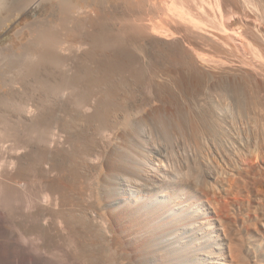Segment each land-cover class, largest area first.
<instances>
[{"label":"bare ground","instance_id":"obj_1","mask_svg":"<svg viewBox=\"0 0 264 264\" xmlns=\"http://www.w3.org/2000/svg\"><path fill=\"white\" fill-rule=\"evenodd\" d=\"M164 1L0 0V149L11 143L12 151L38 155L26 165L9 155L0 180V211L12 212L23 195L29 212L10 225L17 234L16 249L0 241L5 246L0 256L8 253L5 264H264V188L224 195L240 201L242 215L211 193L195 203L185 190L192 177L196 189L201 175L216 178L208 168L212 159L238 175L258 176L254 168H245L246 162L245 167L237 165L249 156L243 147L257 143L261 149L258 140L264 143V0L192 3L209 13L206 22L218 19L222 32L205 36L187 26L185 32L171 15L159 19L156 14L159 23L155 18L157 24L151 23L153 7L168 4ZM178 5L188 8L187 3ZM204 5L219 14L213 17L209 9L210 19ZM195 12L188 14L190 22L202 25L205 16ZM234 17L238 19L230 22ZM148 18L155 32L170 38L158 37L160 45L177 51L178 64L166 68L151 63L143 48L152 33ZM145 19L149 31L142 27ZM82 50H89L85 55L98 62L101 75L91 63L78 65ZM114 55L128 65H113ZM50 67L59 68L63 77L54 79L55 68ZM118 68L134 74L132 84H145L149 95L137 91L120 96V86L114 90L109 81ZM84 79L101 93L90 89L82 94L80 88L76 94ZM29 115L37 118V149L28 140L33 129ZM54 148L62 153L60 159ZM180 151L186 152L181 163L176 158ZM262 154L255 151L253 156L263 160ZM175 159L180 165L171 163Z\"/></svg>","mask_w":264,"mask_h":264},{"label":"rangeland","instance_id":"obj_2","mask_svg":"<svg viewBox=\"0 0 264 264\" xmlns=\"http://www.w3.org/2000/svg\"><path fill=\"white\" fill-rule=\"evenodd\" d=\"M166 2H168V4H165V6H164V3H162V2H160V4L159 5H157V6H160L159 8L158 7H153V10H154V13H153V15H155V17L154 16H152L153 17V20L154 21H152L151 22V20L152 19H150V18H148V19H150V21L149 20H147V19H145V22H142V27H145V26H143V24L145 25L146 24V22H148L147 24H149V26H147V24H146V26H147V28L148 27H150L149 29H151L152 28V26L153 25H150L151 23H153V24H157V23H155V19L157 20L159 17V19H165L166 17H169L170 15V18H172V19H174V21L176 20V22L177 23H179V25L180 24H182L181 26H184V27H182V28H184L185 29V27L187 26V29L189 30V31H191V32H199L198 34H201V32L203 33L202 35L203 36H205L206 34H204L205 32H212V34H214L216 31V33H218V32H222L221 30H220V26L218 25L219 23H218V19L215 21V19L213 18L214 16H215V13L217 12L218 13V11H216L215 13H214V11L213 10H211V8L209 7V8H207L208 6L207 5H204V7L206 8V12L208 13V12H210V14H211V11H213V17H211L212 16V14L210 15V19L211 18H213L214 20H212L211 19V21L210 22H206V21H208V20H205V19H207V15L209 14H207V15H205L203 12H201V10H199L198 8H196V9H194V7H196L195 5H197L196 3H198V1L199 0H196V2L195 1H192L191 2V0H178V1H182V2H178L177 3V0H176V3L175 2H173V1H175V0H170V1H172L171 3H170V1L169 0H165ZM164 1V2H165ZM188 1H190V2H188ZM165 2V3H166ZM195 2V3H194ZM200 2V1H199ZM170 3V4H169ZM174 3V4H173ZM183 4L184 5V3H187V7L188 8H184V7H186V5H184V6H179L178 4ZM194 5H193V4ZM201 3V2H200ZM162 5H163V7H162ZM171 5H173V6H171ZM176 5V7L174 8V6ZM191 5H193L192 7H191ZM199 5H201V4H199ZM172 8H171V7ZM168 7H170L171 8V10H169L170 8H168ZM179 7H182L183 8V10H185V12L180 8L179 9ZM156 9V11L158 10L159 11V13H157L156 11H155V9ZM167 8V9H166ZM164 9V10H163ZM172 9L174 10V11H172ZM189 10V12H188V10ZM190 9H191V11H190ZM211 10V11H208V10ZM176 10V11H175ZM192 10H194V11H192ZM195 10H199V11H196L197 13H200V15L201 14H203L205 17H203V21H202V25L201 24H199L198 26L196 25L195 26V24H192L191 22H190V17H191V15L193 14L192 12H195ZM160 11H162V13L160 14ZM163 11H165L164 13V16H163V18H161V16L163 15ZM172 11V12H171ZM180 11H182L181 13H180V15L184 12V14H183V16L181 15V17H180V15H178L179 14V12ZM168 12V13H167ZM169 12H171V13H169ZM194 13V14H197V13ZM178 13V14H177ZM190 13V17H189V14ZM192 13V14H191ZM156 14L158 15L159 14V16H157L158 18H156ZM176 14V15H175ZM185 14H186V16H185ZM219 14V13H218ZM203 15H201V16H203ZM182 19H179V17ZM200 16V17H201ZM174 17V18H173ZM186 17H188V19H186ZM237 17V16H236ZM155 18V19H154ZM183 18H185L184 19V21H188V22H184L183 21ZM202 18V17H201ZM205 18V19H204ZM159 19L156 21V22H158L159 23ZM178 19V20H177ZM195 19H197V20H199V18H197V16L195 17ZM233 20H230V22H232V21H234V19H238V18H232ZM205 20V21H204ZM183 21V22H182ZM212 21H214L215 22V24H213V23H211ZM151 22V23H150ZM180 22H182V23H180ZM204 22H206V23H209V24H211V25H215L214 27H216L215 29H217V25H218V29L217 30H214V29H212V28H214V27H212L211 25L209 26V24L207 25V27H206V23L204 24ZM188 25H187V24ZM191 27H190V26ZM192 25H194V26H192ZM205 27H204V26ZM201 26V28L200 29H202V30H199V28H197V27H200ZM203 26V27H202ZM146 27H145V29L146 30H148L149 31V29H147ZM195 28V29H194ZM197 28V29H196ZM205 28V29H204ZM144 29V28H143ZM144 29V31L143 32H146V30ZM187 29H185L184 31L186 32L187 31ZM212 29V30H211ZM256 29V28H255ZM152 30V31H151ZM150 30V32H152V33H155V35H157V32H158V35L155 37L154 36V34H152L151 33V35H153V36H151V35H149L150 33L149 32H147V33H145V35H149V37L148 36H146V40L149 42H147L146 40V42L147 43H144L143 41H141V42H143V48L146 50V52H148L147 54L148 55H151V59H152V61H151V63H153L154 64V62H155V64L156 63H159V65L161 66L162 65V67H169V65H170V67H171V65H175V64H178V54H176L177 53V51L176 50H173L172 51V49L170 50V49H167V47L168 46H163V45H165V44H163L162 43V45H160L161 43H159V38H161V36H162V40L163 41H167V40H169L170 38H167V39H165V36L166 35H162L161 33H159V30L157 29V32H155L156 31V29H155V31H154V29L152 28ZM193 30V31H192ZM195 30V31H194ZM218 30H220V31H218ZM257 30V29H256ZM255 30V32H257ZM188 32V31H187ZM224 32V31H223ZM227 32H234V31H227ZM84 33H87L88 35L90 34L89 32H84ZM94 32H92V34H93ZM229 34V37H232V38H234L235 40L238 38V37H236L234 34V37H233V35L231 36L230 34H232V33H228ZM228 34H225V35H227L228 36ZM91 35V34H90ZM150 36H151V38H152V40L150 39ZM155 39H154V38ZM159 37V38H158ZM167 37V36H166ZM212 37V36H211ZM157 39V40H156ZM162 40H160V42L162 41ZM150 41H151V43L153 42V41H155L154 43L156 44V46L154 47V45H153V43L151 44L150 43ZM236 41H238V39L236 40ZM139 43V45H141L142 43ZM156 42H158V44L156 43ZM144 44H148V46H146V45H144ZM151 44V45H150ZM153 45V46H152ZM158 45V46H157ZM142 46V45H141ZM164 47V49L162 48V47ZM147 47H148V49L150 48V49H154V51H152V50H148L147 49ZM169 48V47H168ZM89 49V48H88ZM155 49H157V50H155ZM158 49H159V52H158ZM166 49V50H165ZM85 50V49H84ZM84 50H82L81 52H80V55H82V57L79 55V61H78V59H76V61L78 62V65L80 64L81 66L83 65H85V66H90L89 64L91 63V68L92 69H96V71H98V73L101 75V70L100 69H97L98 68V62H96L94 59H92L90 56L88 57L89 59L91 58V60H84V58L86 57V59H88L87 58V55H90V52H89V50H88V52H87V50H86V52H84ZM176 51V52H175ZM149 52H151V53H149ZM154 52H156V53H154ZM167 52H169V54L167 53ZM175 52V53H174ZM153 53H154V55H153ZM161 53V54H160ZM85 54H87V55H85ZM158 54H160L159 56H158ZM172 56H171V55ZM174 54V55H173ZM84 55V56H83ZM155 55H157V56H155ZM163 55H165V56H163ZM168 55V56H167ZM115 56H117V55H114L113 57H112V60H111V62H112V64L115 62L116 64H117V66L120 68V67H122V65L124 66V61H126V64H125V66H127L128 65V61L127 60H125L124 58H122V57H119V56H117V57H115ZM175 56V57H174ZM81 57V58H80ZM162 57V58H161ZM83 58V59H82ZM113 58H116L115 60L116 61H114L113 60ZM172 58H174L173 60L174 61H172ZM84 60V64H83V61L82 60ZM118 59H119V61H118ZM121 59V60H120ZM160 61H159V60ZM169 59H171V62H170V60ZM94 60V61H93ZM156 60V61H155ZM86 61V62H85ZM89 61V62H88ZM91 61V62H90ZM118 61V62H117ZM162 61H164V64L166 63L168 66H166V64H165V66H164V64H163V62ZM178 61V62H177ZM81 62V63H80ZM120 62V63H119ZM121 62H123V63H121ZM136 62H137V64H136ZM135 63H134V65H139V61H136ZM168 62V63H167ZM174 62V63H173ZM177 62V63H176ZM95 65H94V64ZM99 63H101V62H99ZM114 63V64H115ZM173 63V64H172ZM113 64V65H114ZM115 64V65H116ZM119 64H120V66H119ZM122 64V65H121ZM50 68H52V67H50ZM53 68H55V69H53ZM52 69H53V71H52V69H50L53 73H51L52 74V77L54 78V79H58V77L59 78H61V77H63L62 76V74L60 73V69L59 68H57L56 69V67H53ZM118 68V69H119ZM124 69V68H123ZM100 70V71H99ZM58 71H59V73H58ZM116 71V72H115ZM115 71H113V73H112V77H110V79L111 80H109V81H114L113 83H111V82H109L108 84H113V85H111L110 87L112 88V89H114V88H116V86H117V88L119 89V90H121V91H119L117 88V90L116 89H114V90H116V91H118V93H119V95L120 96H126V94L128 95H130L131 93H136L137 91L138 92H141V93H144V94H147V95H149V93L148 92H150L149 90H148V88L146 89V87L144 88V86H145V84H143V83H140L141 84V86L139 85V83H136V82H134L135 84H132L133 83V79H135L136 80V78H135V76H131V75H134V74H129V73H127L128 71H125V69L124 70H121V69H119V70H115ZM122 73H121V72ZM124 71V72H123ZM118 72H120V73H118ZM126 72V73H125ZM55 73H56V75L57 76H55ZM58 73V74H57ZM97 73V72H96ZM117 73V74H116ZM70 74H72V75H70ZM73 74L74 75H76V71H75V73L74 72H70L69 74H68V77L70 76V79H72V78H74V76H73ZM99 74H97L96 75V77L97 76H100ZM113 75H115V76H113ZM118 75H120V76H118ZM61 76V77H60ZM73 76V77H72ZM124 77V78H123ZM95 78V77H94ZM84 81H86V79H84ZM125 81H127L126 82V84H125ZM94 82V81H93ZM88 83H90V84H88ZM118 83V84H117ZM122 85H121V84ZM84 84H86V85H88V86H86V85H84ZM93 83H91V82H89V81H86V82H84L83 84H80V86H79V89L75 92L76 94H85V92H88V90H89V92L91 91L90 89H92V90H97V91H101V90H99V89H97L98 87L94 84L93 85V87L91 88V85H92ZM116 84V85H115ZM137 84V85H136ZM83 85V86H82ZM132 87H131V86ZM142 85H143V87H142ZM86 86V87H85ZM95 86V87H94ZM114 86V87H113ZM86 89H84V88ZM87 87H88V89H87ZM90 87V88H89ZM124 87V88H123ZM134 87V88H133ZM80 88H81V90H82V92H81V90H80ZM137 88V89H136ZM131 89V90H130ZM134 89H135V92H134ZM146 89V90H145ZM127 91V92H125V91ZM131 92H130V91ZM81 93H80V92ZM96 91V92H97ZM115 91V92H116ZM133 91V92H132ZM79 92V93H78ZM99 92H97V93H99ZM123 92V93H122ZM101 93V92H100ZM117 92H116V94H118ZM123 94V95H122ZM49 96H52V97H49L48 98V100H49V103H51V101H52V98H53V96H55V94L54 93H50L49 94ZM180 96V95H179ZM178 96V98H179V101L181 100L182 101V96H180L181 97V99H180V97ZM180 101V102H181ZM53 103H55V102H52L51 103V107L53 108V106H55V104L52 106V104ZM182 103H183V101H182ZM182 105V104H181ZM183 106V105H182ZM161 107H163V109H165V106H162L161 105ZM167 107H169L168 105H167ZM56 108H58V107H56ZM170 108V107H169ZM167 111V110H166ZM185 111V110H184ZM37 113V112H36ZM35 113V114H36ZM34 114V115H35ZM34 115H31L32 117H30V115H29V117H27L28 118V120H29V123L30 124H32V127H33V129L31 130V131H29L30 133H28V140L30 139V141H32V143H31V146L32 147H34L35 148V145L36 146H40V143H38L39 142V140H38V133H39V130H37V118H36V116L34 117ZM56 115L58 116L59 115V112L57 111V113H56ZM181 115L182 116H180V114H179V116L180 117H182V118H184L185 117V115L183 114V113H181ZM30 118V119H29ZM31 118H33V119H31ZM34 118H35V121H34ZM174 118V117H173ZM32 120V122H30ZM170 120V119H169ZM36 122V123H35ZM34 125H35V127H34ZM34 133H33V132ZM37 132V133H36ZM26 133V134H27ZM32 133H33V135L34 136H32ZM35 133L37 134V136L35 135ZM29 135L30 136H32V137H29ZM35 137H36V139H35ZM21 138V137H20ZM33 138H34V140H36V142L38 143V145H37V143L35 144V141H33ZM19 140V139H18ZM17 140V141H18ZM21 140V139H20ZM160 140H162V141H160ZM22 141V140H21ZM159 141L162 143V144H164L165 143V140H164V138L162 139V137L159 139ZM18 142H20V141H18ZM258 142H260V143H258V144H260L261 146H259L258 145V147H261V149H259V148H257V143H256V145H255V143L252 145L251 144V148L249 147V149H248V147L246 148V147H243V151H244V153L246 154V153H248L249 154V156H251V157H249L248 156V160L247 159H245L246 161H244V162H242L243 160H240V162H239V164L237 165V166H239V167H245V165H246V169H249V170H251V169H253V174L256 172V173H258V176L255 174V176L258 178H260V179H257L255 176H249L248 177V175L247 176H245L244 177V172H243V176H241V175H238L237 174V172L235 173V171H231L229 168H223L225 165L221 162L220 163V160L218 161V160H215V162L218 164V165H220V166H218L216 163H214V160L212 159L211 161H210V164H208V168L209 169H211V172H212V174L215 176L216 175V178H209V177H207V175H205V174H203V176L201 175V177H199L200 179V181L199 182H201V184L198 182V185H199V187L196 189V184L195 183H193L194 181H193V177H192V179L190 180L193 184H195V185H193L191 182L189 183H186V185H185V190L188 192L189 191V194H191V195H193L194 197H195V200H194V202L195 203H199L201 200H205V198H208V195L210 196L211 194L213 195L214 194V192H215V194H214V196H212L211 195V197H214V200L215 201H219L220 199H222L223 201H228L227 203L229 204V203H231V204H229V206L234 210V208L237 210H234L235 212H237L236 214L238 215V213L241 211V204H239L240 203V201H239V203H238V201H235L232 197H230L231 199H225L226 197H228L229 198V196H227V195H232V192L234 193L235 191V193H237V192H239V193H246L247 194V192H252V193H257V191H259V189L261 190H263V188H264V186L263 185H261V184H264V179H262V178H264V159L262 160V159H259L258 157L256 158L255 156H253L254 155V152L255 151H259V153H264V146L262 145V144H264L263 143V140H262V142H261V140L259 141L258 140ZM255 145V146H254ZM9 146V147H8ZM10 146H11V143H6V145L4 146V147H2V149H0V180H3L4 179V177H2L3 175H4V172H7V169H8V164H9V160L8 159H10L12 156H14V158H16V159H19V160H21V163H23L24 165H26V164H30V162H32L33 160H35L36 159V156H38L37 155V153H31V152H29V151H23V150H21V154L19 153V152H16V151H12V150H10ZM39 146H38V148H39ZM253 146H254V148H253ZM173 147V146H172ZM177 148H179V147H176V149ZM8 151H7V150ZM35 149H37V147L35 148ZM34 149V150H35ZM55 149V148H54ZM252 149V150H251ZM255 151H254V150ZM257 149V150H256ZM55 150H57V148L55 149ZM247 150H248V152H247ZM20 151V150H19ZM36 151V150H35ZM242 151V152H243ZM246 151V152H245ZM261 151V152H260ZM27 152V153H26ZM57 156H58V158L60 159V154H61V156H62V153L59 151V150H57ZM183 151H180V155H178L179 157H177L176 156V158H177V160H178V162H180L181 163V160L183 161V159L182 158H180L181 156H182V154L183 153H186L185 151L182 153ZM3 153V154H2ZM16 153V154H15ZM176 153V152H175ZM253 153V154H252ZM14 154V155H13ZM247 154V155H248ZM252 154V155H251ZM9 155H11V157L9 156ZM262 155H264V154H262ZM4 156V157H3ZM32 158H31V157ZM34 156H35V158H34ZM6 158V159H5ZM21 158V159H20ZM57 158V159H58ZM31 159V160H30ZM30 160V161H29ZM177 160L175 159V160H173L171 163H175L174 165L175 166H177V165H180V163H178V164H176V162H177ZM180 160V161H179ZM257 160V161H256ZM175 161V162H174ZM248 161V162H247ZM246 162V164L244 165V163ZM26 163V164H25ZM211 163H213L212 164V166H217V167H213V169L211 168ZM22 164V165H23ZM255 164V165H254ZM223 165V166H222ZM244 165V166H243ZM260 165V166H259ZM248 166V167H247ZM256 168H255V167ZM7 167V168H6ZM219 167V168H218ZM225 167H227V166H225ZM251 168V169H250ZM216 169V170H215ZM219 169H220V171H219ZM229 169V170H228ZM215 170V171H214ZM228 170V171H227ZM3 171V172H2ZM222 171H223V173H222ZM230 174V175H228V173ZM231 171V172H230ZM211 172L210 171H208V173H210L211 174ZM252 172V171H251ZM260 172V173H259ZM224 173H225V175H224ZM234 173V174H233ZM219 174V175H218ZM233 174V175H232ZM237 174V175H236ZM235 175H236V177H235ZM226 176H227V178H226ZM230 176H233V177H230ZM239 176V177H238ZM206 177V178H205ZM229 177V178H228ZM240 178V180H238V178ZM248 177V178H247ZM262 177V178H261ZM190 178V177H189ZM201 178H203V180H201ZM223 178V179H222ZM233 178H237V180H229V179H233ZM252 178V179H251ZM216 179L218 180L217 182H219V184H217V182H216ZM228 179V180H227ZM246 179V180H245ZM250 179H251V181H250ZM255 179H257V181L254 180ZM212 180H213V182H212ZM247 181V182H244V181ZM258 180H259V182H258ZM263 181L262 183H260L261 181ZM4 181V180H3ZM208 182V184H207V182ZM233 181H234V183H233ZM252 181H254V182H252ZM212 182V183H211ZM216 182V183H215ZM226 182H227V184H226ZM258 182V183H257ZM211 185H210V184ZM252 183V184H251ZM256 183H257V185H256ZM260 183V184H259ZM187 184H188V187H187ZM193 186H192V185ZM206 184V185H205ZM212 184H213V186H212ZM215 184H217V186L215 185ZM232 184H234V185H232ZM228 185H229V187H228ZM256 185V186H255ZM210 186H212V187H210ZM215 186V188L213 189V193L211 192L212 191V188ZM260 186H261V188H260ZM208 187V188H207ZM226 187V188H225ZM259 187V188H258ZM191 188V189H190ZM211 188V189H210ZM217 188H218V190H217ZM220 188V189H219ZM224 188H225V190H224ZM228 188V189H227ZM232 188V189H231ZM257 188H258V190H257ZM237 189V190H236ZM198 190V191H197ZM222 190V191H221ZM232 190V191H231ZM199 191H201V192H199ZM211 193V194H210ZM228 193V194H227ZM251 193V194H252ZM227 194V195H226ZM219 195V196H218ZM221 195V196H220ZM224 195H225V198H224ZM215 196H217V197H215ZM197 197V198H196ZM222 197V198H221ZM210 198V197H209ZM218 198V199H217ZM224 198V199H223ZM21 200V197H20V199H19V201ZM23 200H25V197L23 198V195H22V200H21V203H18L17 205H16V207H15V205H14V207H13V209H12V212H11V210H6V211H0V229L2 230V232L5 234V236L4 235H2V236H0V241L2 242V243H4V244H6L7 243V245H8V247L9 248H13V249H16V245H17V234L14 232V230L13 229H11L12 228V226H10L12 223L13 224H16V223H18V221L20 222V220L19 219H21V218H23V216H26V214L27 215H29V212H28V210H27V208H25V206H24V201ZM234 200V201H233ZM219 202H222L221 200L219 201ZM233 202V203H232ZM23 204V205H22ZM243 204V203H242ZM27 207V206H26ZM239 207V208H238ZM239 209H240V211H239ZM27 210V211H26ZM7 212V213H6ZM5 213V214H4ZM239 215H242V214H240L239 213ZM244 215L245 214H243V217L242 218H245L244 217ZM251 215H252V213H251ZM251 215H249V216H251ZM245 216H247V214L245 215ZM246 219H248V217H246ZM4 230V231H3ZM34 244H36L37 243V241L36 242H33ZM39 244H36V245H34V246H36V247H41L42 246V243H41V241H39L38 242ZM40 245V246H39ZM3 247H5L4 245L2 246V247H0L1 248V250H2V248ZM7 254L8 253H4L3 254V251H2V257L0 256V264H5V262L3 261V258H4V256H7Z\"/></svg>","mask_w":264,"mask_h":264}]
</instances>
